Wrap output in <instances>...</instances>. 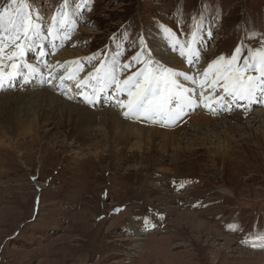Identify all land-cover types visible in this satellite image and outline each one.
<instances>
[{"label": "rangeland", "instance_id": "1", "mask_svg": "<svg viewBox=\"0 0 264 264\" xmlns=\"http://www.w3.org/2000/svg\"><path fill=\"white\" fill-rule=\"evenodd\" d=\"M25 3L33 23L40 25L39 34L28 42L21 40L18 49L5 41L3 77L13 73L11 64L19 67L21 59L26 73L15 75L18 85L35 74L42 76L41 69L26 63L35 57L20 52L33 44L45 47L48 42L56 45L55 51L45 48L53 87L27 86L29 91L38 88L37 94H24L39 96L49 89L74 107L111 109L131 125L175 135L145 133L135 150L134 139L128 145L112 144L99 128L100 116L95 127L83 129L81 135L58 117L31 126L17 125L14 114L21 103L17 104L16 95L22 87L0 91V264H264V247L258 239L264 235V121L254 119L256 111H264L260 101L264 89L258 88L246 100L261 106L246 109V104L235 100L239 108L220 114L223 110H206L199 86L204 70L219 57L230 58L242 45V64L248 49L255 52L264 45V0ZM18 6L19 0L15 6L12 0H0V14ZM64 13L68 23L61 28ZM54 22L55 34L49 35ZM0 24L6 25V20ZM165 28L171 30V37ZM193 32L197 33L195 40L200 38L193 44L198 58L189 64L172 45L192 41ZM55 36L60 41H49ZM141 38L151 53L160 50L163 58L175 56L189 69V79L182 77L181 83L179 77L178 82L190 90L191 97L182 111L189 106L187 112L195 107L194 112L181 111L179 120L170 119L176 123L167 128L166 118L129 120L118 103L127 100L126 93H118L105 79L76 87L89 73L97 75L95 70L101 66L100 77L103 69L114 68L121 80L138 71L143 65L132 57L139 51ZM65 48L78 56L55 59ZM39 51L36 48L34 54ZM13 53L15 59L9 61ZM73 61H79L82 70L71 73V63L66 62ZM123 64L131 66L122 70ZM69 74L75 79H62ZM98 90L100 96L108 92L112 102L95 107L83 104L81 98ZM212 91L206 86L204 94ZM215 93L223 106L231 98L219 87ZM29 104L37 111L35 102ZM197 114L209 116L211 122L218 120V129L210 126L197 134L198 126L191 122ZM250 134H257L256 139H249ZM165 137L167 143H175L167 147ZM186 145L188 153L181 152ZM199 223L204 225L198 230Z\"/></svg>", "mask_w": 264, "mask_h": 264}, {"label": "snow or ice", "instance_id": "2", "mask_svg": "<svg viewBox=\"0 0 264 264\" xmlns=\"http://www.w3.org/2000/svg\"><path fill=\"white\" fill-rule=\"evenodd\" d=\"M18 0H12V5H17ZM6 20V25L0 24V69L4 67L2 54L4 53L5 41L13 48H21V40L30 41L34 35L39 34L40 25L33 23V16L28 10L25 0H19V6L13 11L5 9L0 14V22ZM55 21V18H54ZM68 23L67 13H64L60 19V27L63 28ZM56 31L55 22L53 27L49 29V35H54ZM165 32L171 37V30L165 28ZM193 40L188 43L189 52L186 56L184 44H174L173 49L179 48L181 57H185L189 64H192L197 57L195 48L192 45L195 43L196 32L192 33ZM67 38V37H66ZM139 51L132 57L133 62L143 65L135 73L120 79L114 68H105L104 76L100 77L101 68H97L96 74L89 73L86 79L78 80L76 87L81 88L87 86L88 82L96 79H105L109 86H115L118 93H126L127 100L118 101L122 108L126 111V117L131 116L136 119L144 118L155 122L156 118H179L184 103H191V97L188 95L189 89L184 88L178 82L179 77L188 80L189 76L184 72L176 71L173 68L167 67L156 62L150 48L145 40L141 38L138 43ZM244 51L243 46L237 47L230 58L223 56L219 57L202 73V79L199 81V86L202 89L200 96L203 99L204 106L212 110V103L216 101L215 89L221 88L223 92L235 100H251L258 88H264V45L255 52L248 49L249 56L243 59L241 64V53ZM23 55V52L20 53ZM45 55V53H41ZM9 61L15 59V53L7 57ZM79 64V61L66 62ZM130 64L121 65V69H128ZM12 68H16L15 63L11 64ZM82 69H78L80 71ZM249 72L256 73L248 74ZM15 73H10L14 75ZM211 75V79L209 78ZM75 79L72 74L62 77V79ZM3 79V74L0 72V80ZM192 82L196 83L195 78ZM212 89L211 95H205V87ZM88 102L90 99L85 96ZM220 99H223L221 97ZM175 103L177 110L173 111ZM181 182L180 187H183ZM262 241L261 246L264 247V235L258 237Z\"/></svg>", "mask_w": 264, "mask_h": 264}, {"label": "bare ground", "instance_id": "3", "mask_svg": "<svg viewBox=\"0 0 264 264\" xmlns=\"http://www.w3.org/2000/svg\"><path fill=\"white\" fill-rule=\"evenodd\" d=\"M197 39H200V38L196 37V40ZM196 40H195V42H196ZM189 42H191V40H187L185 42L184 51L186 53V56L189 52L188 46H187ZM192 47H194V46L192 45ZM195 51H196V54L198 55V51L196 49H195ZM152 54L155 55L160 61H164L166 65H174V67H175L174 69L176 71L184 72L188 76H190V73L188 72L189 69L183 68L182 65L180 64L179 60L177 59V57L170 56L169 59L163 58V57H161V51L160 50H158V51L153 50ZM60 56H65L66 58H71V57H77L78 54H76V53L73 54L68 48H65L63 50V52H61V54L58 57H56L55 59L59 58ZM69 65H70L69 68H70L71 73H74V71L78 70V68H79V64H72L71 63ZM35 75L40 76L39 74H35ZM13 79L15 80L16 78L13 77ZM27 79H29V77ZM180 80H181L180 82L182 83L183 82L182 77H180ZM15 85H16V83H15ZM20 86L22 88L17 92L16 99L19 101V103H17V104L18 105L20 103L21 104H20V107L18 108V113L14 114V117H16L18 119L17 121H19V122H17V125H21V124L25 125L26 124L27 126H29L31 123L36 124V122H40L42 120L48 121V120L52 119V121H53L56 117H58L57 120L62 119L63 122H65L64 123L65 126H68V128L69 127L73 128L72 130L76 131L77 135L78 134L81 135L83 129H88L89 127H95V126H93V123L97 122V117L100 116L98 118V121H100L101 124H100V127L99 126L98 127L101 128V132L104 133L105 136H107L108 140L112 141L111 142L112 144L117 143V144L128 145L134 139V140H136V142H134V145H132V146L135 147V150L140 148V142L139 141H140V139L142 140L141 137H144L145 133L149 132L150 135L152 134L153 137H154V135H157V133H162V134H164V136L169 135V134H172V136H173V134L175 135V133H168V131L164 132V131L157 130L158 128L154 129L153 127H151L152 129H149V128L147 129V128H144V127L139 126V125H134L135 123L133 125H131L132 123L129 124L126 120L123 121L124 119L121 120V118H119L117 114L110 111L111 109H102V110L100 109L98 111H94V110H96V109H94L93 111H91L90 109L84 108L82 106H77V107L75 106L74 107V106H72V104L70 105L69 103H67L65 101V99L63 100L61 98L60 99L56 98L55 95L49 91V89L48 90L44 89L45 90L44 92L41 91L43 93V95L40 94L39 96H29V95H27L28 93L32 94V95H34V94L36 95L38 88H37V90H33V91L27 90L26 89L27 86L29 87V82H27V81L20 82ZM260 89L263 90L264 88H260ZM24 93H27V94H24ZM100 93H101L100 90H98L96 94H94L92 96H88V98L91 99L93 97H97V94L99 95ZM263 93H264V91H263ZM1 96H4V95H1ZM31 101L35 102L36 105H38V107L35 106L37 111H35L33 109L34 106H32L33 105L32 103H31L32 105L29 104ZM254 115H255L254 119H256V121L258 123H260V122L262 123L264 121V111H256L254 113ZM27 117H30L31 119L28 120L29 118L27 119ZM24 118H26V120ZM232 119H234V118H232ZM216 121H218V120L211 122L210 117L207 115H204V114L203 115L197 114V115H193L191 117V122L192 123L195 122L194 127L198 126V128H197L198 130L196 131L197 134H199V132H201V129L206 128V127H210V126L214 130L215 129L217 130L218 127L216 126V123H217ZM200 122L201 123L206 122L204 124L205 126H202V125L200 126V124H201ZM99 130L100 129H98V131ZM256 136H257V134H252V135L250 134V135H248V138L255 140ZM168 137H165L163 142L165 143L164 145L168 144L167 147H170V145L174 144L175 142H171V144L167 143ZM78 141H79V139H78ZM176 141H177L176 143L179 144L180 141H178V140H176ZM234 148H237V146H235ZM189 150H190V148H188V146L186 145L182 148L181 152H183V153L187 152L188 153ZM210 155L213 156V152H210ZM214 155H215V153H214ZM203 225L204 224L199 223V225H197L198 230Z\"/></svg>", "mask_w": 264, "mask_h": 264}]
</instances>
